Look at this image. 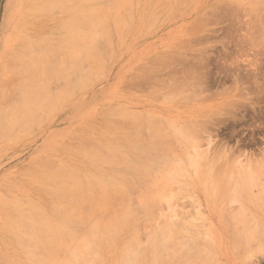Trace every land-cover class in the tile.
Here are the masks:
<instances>
[{
	"label": "bare ground",
	"instance_id": "6f19581e",
	"mask_svg": "<svg viewBox=\"0 0 264 264\" xmlns=\"http://www.w3.org/2000/svg\"><path fill=\"white\" fill-rule=\"evenodd\" d=\"M179 1L180 0H145V4L147 6H149L148 8L150 10L152 8V10H151L152 13L149 14V17L146 18L145 22H144L143 14H142L143 17L136 16V12L140 11V9L139 10L137 9L139 7L138 6L139 4L137 3V2H139L138 0H16L15 2H13V0H12L9 4V10H8V13H9L8 19L11 20V23H10L11 27L9 26V29H11L12 32H16L17 35L20 33L21 36H18L17 39H16L17 35H16V37L14 36L15 38L14 37H11V38L7 37L6 39H4L5 44H4V42H3V44L5 46L4 45L2 46V49L4 47V49L2 50L3 54H2V56L0 55V65L1 64L3 65L1 67L3 70L2 71L0 70L1 71L0 76L2 77V74H4V75L8 74V77L10 79L13 78V80L12 79L9 80V78H7V75L3 76L2 80H4V81L9 80V81H7V82L1 81V83H0V96H2L1 94L5 95L6 93H4V92L7 91V94L4 97L2 96L3 98H5L9 93L12 94V92L14 91V93L12 94L13 95L12 97L14 98L13 102L11 101V103L9 105H11L12 103L13 104L11 106L6 105V107L0 106V141L5 142L7 140L10 141V139H12L14 137L16 138V135H18L17 130H19L21 128L20 125H23L24 128L26 127V130H28L27 127H31V125L35 126L37 124L36 122L39 123V120H41L40 116L42 115L43 112H46L47 110L52 108L49 111V112H51L54 110L53 107H55V109L57 108L56 109V111H57L59 109L57 106L64 105L68 101H71L73 103L75 101L76 96L79 93L83 92V90H86V88H88L89 83H90L89 80L91 81V79H93V75H92V78L90 79L91 74H94V76L96 74L95 73L96 71L94 72L95 68L100 69V68H103L104 66L106 67L110 61L114 60L113 58L116 57L117 53L121 54V52L123 51L121 49H123L124 48L123 46H125V44L127 42H129L128 40H130V38L133 39L137 30L140 31L139 26L141 24H143V23L146 24L150 20H151V23H154L153 21H154V19L156 20V18H158L157 20H159V18H160V17H158L159 14L160 13L163 14L166 11H168L167 10L168 7L173 5V3H171V2L179 3ZM183 1L184 0H182V2ZM189 1H191V0H189ZM189 1H187V2H189ZM247 1L248 0H246V2ZM257 1H258L259 5L262 3V0H256V2ZM182 2H180L179 4H175V5H181ZM246 2L244 4H247V3L249 4V2H247V3ZM254 2H253V4L255 5ZM170 4H172V5H170ZM189 4L191 6L190 2H189ZM242 4H243V2H242ZM254 5L253 6L251 5V7H254ZM186 7H188L187 3H186ZM221 7H222L221 9H223V6H221ZM226 7H228V6H225V8H224L225 12H226V9H228ZM181 8H182V6H181ZM188 8H186V10ZM180 9H179V11H180ZM162 11H165V12H162ZM179 11H177V12H179ZM231 11L229 9V11H227V12H231ZM177 12L175 11L176 14H178ZM217 12H220V10H217ZM222 13H223V11H222ZM232 14H233V11H232ZM250 14H251V11H250ZM253 14H255V13H253ZM147 15H148V12H147ZM203 15H204V13H203ZM163 16H165V15H163ZM166 16H167V14H166ZM205 16H206V14H205ZM207 16L209 17V21H211L210 20L211 14H210V16H209V14ZM253 16H252V18H253ZM145 17H147V16L145 15ZM175 17H176V15L173 18H175ZM206 17H204V18L206 19ZM220 18H222V17H220ZM230 18L234 19L233 17H230ZM260 18L261 17H259V19ZM223 19H225V18H223ZM250 20H252V19H250ZM31 22H34V23L37 22L38 23L37 27L36 28L30 27ZM50 22H51V24L53 22V25L47 24ZM256 22L254 21V23H253V21H252L253 24H255ZM40 23H41V26L43 24H45V25H43V27H40V29H39L38 26ZM151 23H150V25H151ZM160 23H161V21H160ZM249 23L250 22H248V24ZM245 24H246V22H245ZM251 24H249L250 27L254 26ZM28 25H29V27H28ZM32 25H34V24H32ZM207 25H208V23H207ZM231 26H233V25H231ZM255 26H257V24ZM255 26H254V28H255L254 32H257V30H256L257 27H255ZM146 27H148V26L146 25ZM30 29H35V30H30ZM236 30H234V32ZM231 31H233V30H231ZM252 31L251 30L249 31V32H251L250 35L252 34ZM260 31H261V29H260ZM262 31H263V28H262ZM234 32H233V34H234ZM236 32H238V31H236ZM249 32H247V33H249ZM254 32H253V34H254ZM253 34H252V36H253ZM250 35L249 34L247 35V38L249 36V38H248L249 40L251 38ZM256 35H258V34H256ZM260 36H262V35L260 34L259 37ZM4 38H5V35H4ZM241 38H242V36H241ZM245 38L246 37L244 36L243 39L247 40V38L246 39ZM253 38L254 37L251 38L252 43H254ZM257 38H258V36H257ZM257 38H255V40ZM260 38H262V37H260ZM200 39H201V37H200ZM190 41L188 44H190ZM201 41H205V40H201ZM206 41H207V38H206ZM220 41H222V40H220ZM235 41H237V40H235ZM240 41L241 40H239L238 44L240 43ZM257 41H258V39H257ZM241 42H243V41H241ZM229 43H230V41H229ZM232 43H234V42H232ZM263 43L264 42H262V44ZM180 44H182V43H180ZM223 44H225V43H223ZM241 44H244V43H241ZM249 44H250V41H249ZM249 44L247 43V45H249ZM253 46L254 45L252 44V47ZM238 47H242V46L239 44ZM234 48H235V46H234ZM242 48L244 50V47H242ZM250 48H251V46H250ZM253 48H255V47H253ZM207 49H211V48H209V46H208V48H205V50H207ZM205 50L202 49V51H205ZM208 52L211 53V51H208ZM208 52L206 51L205 54L208 55L209 54ZM244 52H243V54H244ZM246 52H247V50H246ZM182 53L184 54V52H182ZM185 53H187V52H185ZM173 54H176V52ZM211 54H213V53H211ZM240 54H241V52H240ZM206 55H205V57H206ZM190 56H192V55H190ZM190 56L188 54V57H190ZM184 58H185V56H184ZM184 58L182 60H185L184 63H186L188 61V59H184ZM179 59H181V58H178V60ZM193 59H195V58H192L190 61H192V62L195 61ZM196 59H197V56H196ZM226 59L227 58H225L224 60H226ZM257 59L259 60V58H257ZM257 59L254 57V60H257ZM166 60H167V64L169 65L171 63V60H170V63H168V59H166ZM175 60H177V59H175ZM200 60H201V58H200ZM206 60H208V59H206ZM206 60L203 61V63H205ZM219 60H220V58H219ZM237 60H234V61H237ZM151 61H153V62L157 61L158 62L159 60H154V59L152 60V58H151ZM165 61H163V62H165ZM196 61H199V60L197 59ZM215 62L217 63V61H215ZM181 64H183V63H181ZM147 65H148V63H147ZM147 65H145V66H147ZM157 65H159V64H157ZM223 65L224 64H222V66ZM170 66H171V64H170ZM180 66L182 67V70H183L186 65L184 67H183V65H179V67H174V68H176V70H179L181 68ZM188 66H189V64H188ZM190 69H194L193 66ZM238 69H239V67H238ZM173 70H175V69H173ZM185 71H186L185 69L182 72L180 71L181 77L184 74V76L182 78L180 77L181 79H183L185 77V73H184ZM190 71H192V70H190ZM211 71H213V70H211ZM188 72H189V69H188ZM214 72H217V71H214ZM9 73L11 76L9 75ZM233 73H234V70H233ZM153 74H154V72H153ZM166 74H168L167 71H166ZM178 74L179 73H177V75ZM189 74H190V72H189ZM159 75H157V76H159ZM201 75H202V73H201ZM204 75H202L201 77L203 78ZM239 75H240V73L238 75L237 74L235 75V78L236 77H238V78H236V81H235L236 84H234V85H235V87H237V89L241 90V92L245 93V91H246V95H247V94H249V92H247L248 90H246V89L250 88L249 91H251L253 86L250 87V85L248 84V86H249L248 87L247 84H245L246 81L242 82V80H241L242 84H240V79H242V78L239 79ZM174 76H176V72H175ZM186 76H187V73H186ZM228 76H230V75H228ZM256 76H257V74H256ZM5 78H7V80ZM153 78L154 77H152V79ZM173 78H171V80ZM180 78L178 77V79H180ZM226 78H227V75H226L225 79ZM135 79H136V77H135ZM155 79L159 80L158 77ZM162 79H163V77H162ZM199 79H201V78H199ZM243 79H244V77H243ZM163 80L165 81V79H163ZM163 80L159 81V83L163 82ZM207 80H208V78H207ZM220 80L223 81V79H220ZM153 81L156 82L157 80H153ZM170 81H169V83H170ZM174 81H176V80H174ZM174 81H173V83H174ZM180 81H182V80H180ZM150 82L152 83V81H150ZM199 83H201L200 80H198L197 82H194V84H196V86L193 87L194 91L197 90V89L195 90V87L197 88ZM194 84L192 83L189 86H192ZM244 84H245V86H244ZM260 84H262V83H260ZM260 84H258V87L255 86L258 89V90L256 89L258 92L255 91V92H257V94H255V95H257V97H256L257 99H258V94H261L262 92H264V87H262L264 85L262 84V86H261ZM162 85H164V84L162 83ZM240 86L242 89L240 88ZM177 87L178 86H176V89H179V90L183 88V86L181 87V85L179 86V88H177ZM185 88H187V86H185ZM189 88L192 89V87H189ZM173 89H175V88H173ZM253 89H254V87H253ZM187 90L191 91L188 88H187ZM242 90H244V91H242ZM212 92H214V91H212ZM172 93H174V92H172ZM10 94H9V96H11ZM171 94H168V95H171ZM176 94H179V91H177ZM176 94L174 93V95H176ZM183 94L184 93H181L180 95H183ZM241 94L242 93H240V95ZM164 97H166V96H164ZM194 97L196 98L198 96L194 95L192 97L189 96V97H185V98L191 100L190 98L193 99ZM251 97H253V95ZM3 98H0V99H3ZM257 101H259V100H257ZM257 101H254L253 103L250 101L249 102L252 103L251 105L254 104V108H255V103H259ZM186 104H188V102L186 103V101H184L182 104L177 105V106H186ZM191 104H192V102H191ZM45 105L47 107L51 105L50 106L51 108L49 107L47 109V107L46 108L44 107ZM174 105H176V104H174ZM233 106L237 108V105L236 106L233 105ZM43 107L46 109V111H43L44 109L42 110ZM239 107H240V105H239ZM245 107H244V109H245ZM241 108H243V107H241ZM247 108H249V107L247 106ZM225 109H227V108H224V110ZM232 109H234V108L232 107ZM186 111H187V109H186ZM192 111L189 109L188 113L192 112ZM115 112L116 111H114V113ZM48 113H46V114L43 113V117L41 116L43 119L44 115H45V119H43V121H45L46 118H49ZM111 113L113 115L116 114V113L114 114L113 112H111ZM232 113H230V114L232 115ZM120 114L121 115L124 114L123 116L124 117L126 116L127 119L129 117L130 119H128V120L132 119V121H130L131 123L126 121V122L130 123L129 124L130 126L128 127V129L130 127L131 128L133 127L132 130L130 129V130H127V132H126L125 128H127V127L124 125L125 123L123 124L125 127H123V125L119 124V123H121L120 121L118 123L119 125L116 124V126H113L114 122L111 124V121L112 120L114 121V118L112 120L109 119L111 121H108L107 123H104V124L108 125V123L110 122V124L112 125V128L110 129L111 125L109 124L108 125L109 127H107L108 131L111 130V132H112L114 130L113 131L114 133H118V134L120 133L121 139L122 138L126 139L125 143H123L124 141H117V139L116 138L114 139L113 137H111L113 139H109V137H110L109 135H108L109 137L108 136H106V137L105 136H96L99 133L94 132L95 144H94V142H92L93 143L92 144V143H90L91 141L81 137L78 134V131L82 130V128L79 127V125H80V123H79V125H77L79 130H76L78 137L72 136L70 139L68 138L69 140H66L65 138H63L65 140H62V139H60L61 136H59L58 139L54 138V140H57V142L56 143H55V141L53 142L54 146H55L54 148H52L53 149V155L60 157L59 159L58 158L54 159L53 160L54 162H52L50 160L48 161L47 158H45L46 160H44V161H43V159H41L43 162L41 160H35L37 162L41 161L42 163L41 162H39V163L35 162L34 163V161H33V164H31V167H30V172H29L28 168H25L27 173H30L31 175H33L35 180L38 178L37 180L40 179V181L41 180L43 181L42 185L43 184L44 185L42 186L43 190L41 189L42 192L48 191V189L52 186L50 188L51 191L47 192V194H49L50 197L53 198V202L51 200H49V201H51V204L48 207L49 209H47V207H46V209L43 207H40L41 205H38L40 208L37 205L34 206L33 205L34 202L31 200V202H32L31 207L29 206L30 208H28V206H26L29 210L26 209L27 212L24 213L23 211H24L25 207L20 208L16 205H14V206L11 205V203H13V204L16 203V201L19 199L18 197L16 198L17 200L15 199V197L13 198V200L15 199L16 201H11L9 199L11 197H8L5 195H2L3 196L2 197L0 195V209H1L0 214L1 215L4 214L3 216L5 217V219H4L3 216H0V218L3 217V219L5 220V222L2 219L0 220V221H3V226L1 224L2 223L1 222L0 226H2V227H0V228L4 229V226H6L5 229L7 228V231L5 229H4L5 231L3 229L2 230L5 233L7 232L8 235H10V236L8 237V235L1 232V230H0V232L3 233L4 235H2L1 233H0V235H2L3 237L6 235L9 239L12 237L14 238V239L12 238V240H14V241H12L10 239L12 241L11 242L10 240L7 241L6 239H4L6 236L4 238L2 236H0V238L2 240L1 243L3 244L5 241H7V244L11 243V245H12V243L15 242L16 245L17 244L21 245L20 248H23V247H24V249L26 248L25 250L23 249L22 251H20L18 249L15 250L16 248L13 247V249H12L11 245L8 244L11 249H9L7 251L6 250L7 246L3 245L5 247V250H6V251H4V247L2 248V246H1L2 244L0 243L1 244L0 245V247H1L0 248V257H1L0 264H73V263L78 264L77 262H79L80 264H90V263H94L91 259L94 260V259L99 258L100 256L103 257V258H101V259H103L102 261L100 259V263L104 261L105 256H111V257H113V258H111V260L114 259L113 261L116 264H171V261H172L171 258H170V260H169L170 262H169L167 260L169 258H166V257H170V256L175 257V255H174L175 253L172 254L173 250L177 249V247L181 248V246H183L185 243L184 242L182 245V243L180 241V244H179V243H177L178 241L177 242H176V240L173 241V239H171L172 237L167 236V235H174L175 234V236H173L174 238L176 236H179L180 238L182 237L178 234L177 231H176L177 233L175 231H173V232H175L174 234L172 232L170 234H169V232H166L167 227L168 228L173 227V226H171V225H173L171 222L172 220L170 221V223H171L170 227L168 224L169 220L166 222V226H163V227H165V229H164L165 232L163 231V227H161L159 232L158 231L155 232L156 231L155 229L152 232L149 231L151 235L147 236V245L145 247H143L144 248L143 250L141 249V247H142L143 241L146 240V238H144V240H142V242L140 243V241H139L140 236H141L140 232L142 231V229L140 231L138 228V225H139V227L143 225V223L139 224L140 222H144V223L150 222L151 223V220L154 219L153 218L154 213H156V210L158 209L157 207H159L163 203L162 199H164V197H166L165 195H167V192L165 193V191H168L167 189L169 188V186L171 185V183L174 179L177 180L178 179L177 177L187 175V173H190L189 171L194 172L195 170H197V168L199 169V167H198L199 162L198 161L205 157V156H203L205 154L204 153L205 150L202 149V151H204V152H202L201 148H200L199 151L197 150V152L195 154H192V156H189L190 155L189 154L188 155L189 157L187 158V156L185 155L187 150L185 153H183L186 156V157H184L180 153L181 151L179 153L176 152L177 151L176 146L181 144L182 141L183 142L186 141L185 143L187 145V141H188L190 144L195 145V146H192L193 148L197 147L200 144L199 142H202L204 138L206 140V137H204L202 134L208 130L207 124H205V120H200L202 116L200 115L199 112L195 113V111L193 114H194V117L196 116L195 114H198L197 117H195L193 120H191V122H190V120L188 122L189 118H186V121H187V123L185 121L186 125L182 124L184 126H180V127L178 126L177 127V126H175V124H176V123H174L175 121H173V123H172V122H169V120H167L168 123L166 125L164 124V126L161 123V125L163 127H160V128H159L160 121L155 122L158 118L157 119L155 118V120H153L154 117H156V116L152 115L153 119L151 116V119H152L151 120L149 117L150 114L148 115V114L140 113L138 111L133 112V111L128 110V109L126 111H123V109H122L120 111V113H118V115H120ZM143 114L146 116H144ZM185 114L186 113H184V115ZM233 114H235V113H233ZM184 115H181V116H184ZM232 117H233V115H232ZM115 118L118 119L117 117H115ZM220 118H218V119H220ZM116 119H115V121H116ZM122 119H124V121H125V118H122ZM235 119H237V118H235ZM88 120H90V123H88L89 125L86 123V122H88ZM107 120H108V118H107ZM208 120H210V119H208ZM165 121H166V119L164 120V122ZM222 121H223V117H222L221 122ZM82 122H84V124L86 123L87 127H93V125H90V124H92L91 119H86V120L84 119V120H82ZM82 122H81V125H83ZM116 122H118V120ZM122 122H123V120H122ZM177 122L179 123V121H177ZM146 123H147V125H149L151 127V131H152V132H150L151 135L153 137H154V135H156L155 139L157 138L156 140H160V141L155 142L156 145L160 142L158 145L159 147L154 145V144L152 145V143H154L155 139L150 141V142L148 141L149 142L148 144H145L146 141L145 142L143 141L145 136L150 138L149 136H147L149 133H146L147 135H145V136L143 134L145 131L144 125ZM156 123H157V125H156ZM208 123H210V122H208ZM152 124H153V126H152ZM216 125H217V123H216ZM18 126L20 128H18ZM34 126H32V127H34ZM86 126L84 125L83 128H87ZM37 127H38V125H37ZM100 127H102V126H99V128ZM150 127H149V129H150ZM102 129L100 130V132L102 131L103 135H105V133H104L105 127H104V130H102ZM95 130L98 131V126L95 128ZM135 130H137V131H135ZM14 131L16 134L14 133ZM28 131H26V133ZM86 131L89 132V133L88 132H86V133L91 135V132L89 130H86ZM115 131H117V132H115ZM131 131H133V132L134 131L135 132H142L143 131V133H141V135H140V133H136V135H135L134 134L135 132L133 133ZM210 131H211L210 133H212V130H210ZM105 132H107V131H105ZM128 132L131 134H129ZM208 132L209 131H207V133ZM22 133L23 132H21V133L19 132V134H22ZM81 133H84V132L81 131ZM95 133H97V134H95ZM107 134H108V132H107ZM137 135H139V136H137ZM158 135L160 136L159 139H158ZM117 136H119V135H117ZM62 137H64V136H62ZM202 137H204V138L202 139ZM142 138H143V140H141ZM208 138H209V136H208ZM210 139H211V137L209 138V140ZM83 140H85V141H83ZM213 140H215V139H213ZM207 142H208V140H207ZM209 142H212V141L210 140ZM150 143H151V145H150ZM210 144H212V143H210ZM208 145H209V143H208ZM200 146L203 147L204 145H200ZM217 146H219V145H217ZM211 147H213V146H211ZM185 148H186V146H185ZM66 149H68V151H70V152L74 151L72 154L75 155V157L77 156V158H76L77 161L78 160H81L83 162L85 161L84 163H86L88 165V167H85L84 163H82L83 166L80 165L81 163H79V161L77 163L79 165L75 164L76 162L72 164V162H74L73 160H75V159L72 160L71 157H68L69 159L67 157H66V159H63V154H65ZM180 150H182V149H180ZM207 150H209V149H207ZM183 151H185L184 148H183ZM69 153H67V154H69ZM66 156H68V155H66ZM217 156H220V155H217ZM223 156H224V154L222 155V157ZM206 157H207V155H206ZM183 159H185L186 163L188 160V162H189L188 168H190V169L185 167ZM67 160H72V161L69 162ZM223 161L225 162V160H223ZM240 162H242V161H240ZM237 163H239V162H237ZM245 163H247V162H245ZM253 163H252V165H253ZM255 163H257V162H255ZM234 164H236V162ZM242 164H243V162H242ZM221 165L224 166V164H221ZM246 165L248 167H250V165H248V164H246ZM210 166H213V164ZM254 166L256 167L255 164L253 165V167ZM263 166L264 165H262V168H264ZM248 167H246V168H248ZM211 168H213V167H211ZM259 168H261V166L256 167L257 170H259ZM221 169H224V168H221ZM129 170L135 171V173H137V175H132V174L128 173ZM186 170H188V171H186ZM243 170H245V169H243ZM257 170H255V172H257ZM26 171H24V172H26ZM51 172H53L54 174L51 175L50 174ZM237 172H238V170H237ZM27 173L25 175H27V178H28ZM204 173L203 174L206 175V172H204ZM227 173H228V170H227ZM238 173H236V177H237ZM240 173L241 174L245 173V176H247L245 171L243 173L241 171ZM240 173H239V175H240ZM248 173H251V172H248ZM257 173H259V172H257ZM203 174H200V175H203ZM31 175H29V176H31ZM55 175L61 176L63 178V180L62 181H60L61 179L58 180V178ZM233 175L234 174H232V176ZM228 176H230V175H228ZM210 177H211V171H210ZM239 177L241 178V175ZM240 178H239V180H240ZM176 180H175V183H176ZM239 180L237 182L235 181V183H238V184H235V186H234L235 188L237 187L236 191H239V189L241 190L242 187L246 188L249 186V184H246V183L243 184L242 178L240 181L242 184L239 182ZM225 181L227 182L228 180L225 178ZM181 182H183V181H178L177 183L179 184ZM222 182H220L221 183L220 185L217 184L218 186L217 185L214 186V187L218 188V190L216 192L214 191L217 194H213V196H215V198L209 200L210 204L212 203L213 206H215V205L219 206L220 205V199L222 197H224L225 195H227V197H228L227 189L228 188L231 189V187H232V185L229 186V184H227L228 182L227 183L224 182V179L222 180ZM232 184H234V183H232ZM250 184H251V186L255 185L252 182ZM173 185L174 184H172L171 186H173ZM184 185L185 184L183 183V187H185ZM39 187L41 188V186H39ZM174 187H175V185H174ZM130 188H135V190L132 189L129 193H127L130 190ZM229 189H228V191H229ZM171 190H173V192H176V191H174V189H171ZM132 191L135 193V196H133L131 194ZM173 192H172V195H173ZM256 197H258V196H256ZM259 197L261 198L262 195H259ZM23 199L24 198H22V202H23ZM165 200H167V198H165ZM260 200H262V199H260ZM37 203H38V201H37ZM9 204L13 208L15 206L16 207L14 209H9V207H8ZM46 204H47V202H46ZM164 204L165 203H163V206H164ZM18 205L21 206L20 203ZM32 206L35 207L36 209H34ZM218 206H217L218 219L220 220V222L227 223V227L229 228L227 230H228V232H229V230L231 231L230 236H228L230 238V239L228 238V241H229V243H228L229 244L228 254L229 255L235 256V253H237L238 251L241 252L242 249H243V252L247 251L246 249H249L250 246H253L249 242L250 240H252V242H254L255 240L253 241V239H256V238L259 241H262V239H264V214L257 218L258 224L255 221L256 225L255 226L253 225L254 227H252V224L254 222L253 220H255V219L253 217L252 218L253 222L250 221V223L252 222V224H249V221L245 222V220L249 219V217H245V216H247L246 211L244 214L245 220L243 221V217L242 218L239 217V215H236L237 213L234 214L236 216H233L232 214L229 213L230 211H228V210H227V212L230 215L227 217V215L224 213V212H226V210L223 212V211H221V209L223 210V207L220 209V206L219 207ZM21 207H23V206H21ZM162 207H160V208H162ZM3 208L9 209V210L5 211L6 209L4 210ZM154 209H156V210H154ZM225 209H226V207H225ZM251 209H253V208H251ZM28 211L31 212L32 214L31 213H29L30 215L27 214ZM221 212H223V213H221ZM240 213L238 212V214H240ZM253 214H255V213H253ZM23 215H25V216L27 215V216L25 217ZM240 215L242 216L243 214H240ZM22 216L24 218L28 217V220L22 218ZM231 216H233V218ZM256 216H257V214H256ZM230 217L232 220L235 218L233 220L234 223H231L229 221L230 219H228V218H230ZM236 218H237L238 222H235ZM246 218H248V219H246ZM25 221L27 223H25ZM23 222H24V224H23ZM244 222L247 224L244 225ZM260 222L262 223V226H261V224L259 226ZM4 224H6V225H4ZM22 224L27 225V226L29 225L30 228L27 227L28 228L27 232H29L30 235H28L29 233L27 235L24 234L25 232H22L23 230L21 231V229L23 228ZM146 224H148V223H146ZM146 224H145V227H147ZM167 224H168V226H167ZM174 224H178V223H174ZM182 224L183 223H181V225ZM19 226H21V227H19ZM257 226L260 228L262 227V228L260 229ZM145 227L142 226L140 228L144 229ZM182 227L184 228L185 226L183 225ZM18 228H21L20 231L22 233L19 231ZM9 229H10V231H8ZM144 231H146V230L144 229ZM149 232L146 231V234H145V232H143V233L145 235H147V233H149ZM193 232H195V230ZM163 234H165V235L167 234V235L164 236ZM176 234H178V235H176ZM227 234L229 235V233H227ZM212 236H213V234H212ZM144 237H146V236H144ZM163 237H165V238L163 239ZM194 237H196V236H194ZM197 237H198V235H197ZM204 237H206V236L204 235ZM242 237H244L246 239V241ZM141 238H142V236H141ZM247 238H248V240H247ZM184 240H186V239L184 238ZM247 242H249V244H250V245L249 244L246 245L248 248L246 246L244 247V245ZM15 243L13 245H15ZM139 243L141 244L140 249H139V246H140ZM5 244H6V242H5ZM138 244H139V246H138ZM144 244H145V242H144ZM178 244H179V246H177ZM198 244H202V243H198ZM22 245H24V246H22ZM193 246H195V245H191L188 248L189 249L193 248ZM201 247H202V245H201ZM194 248L197 249L196 251L198 254L195 252L194 255L199 256L198 261H199V259L201 260L202 255H204V254H206V255H204L205 257L202 258V260L204 262H206V260L207 261L212 260L211 257L214 255L213 254L214 249H211V248H213V247H211V248L207 247V249H208L207 252L199 249L200 248L199 246H195ZM181 249H180V251H181ZM184 250H185V252H184ZM184 250L181 252L178 250L181 253V255L179 254V252H177L176 253L177 259L178 258L182 259L183 256L187 253V251H190L188 249H184ZM199 250H201L203 252H201ZM9 251L10 252L12 251V252L10 253ZM176 251L174 250V252H176ZM215 251H216V249H215ZM235 251H237V252H235ZM170 254H172V255H170ZM192 254H193V252H192ZM192 254L189 252L188 255L191 256ZM168 255H170V256H168ZM214 256H216V255H214ZM214 256H213V258H215ZM236 256H237V258H239L238 257L239 254H237ZM184 257H188V256L185 255ZM191 258H194L197 261V259L195 257L192 256ZM191 258L189 257L188 259L190 260ZM177 259L175 261L176 262L179 261V263L175 262V264H183V263H181L182 261H184V264L190 263L189 261H186V258H185V260L183 258L182 261H181V259H179L177 261ZM244 259H246V258H244ZM72 260L74 262H72ZM97 260H99V259H97ZM191 260H193V259H191ZM195 260L193 262H191L190 264H198L197 262H195ZM247 260L248 259H246L245 261H247ZM69 262H72V263H69ZM172 263H173V261H172ZM215 263H218V262L215 261ZM105 264H106V262H105ZM206 264H209V263L207 262Z\"/></svg>",
	"mask_w": 264,
	"mask_h": 264
},
{
	"label": "rangeland",
	"instance_id": "374dc122",
	"mask_svg": "<svg viewBox=\"0 0 264 264\" xmlns=\"http://www.w3.org/2000/svg\"><path fill=\"white\" fill-rule=\"evenodd\" d=\"M11 1L12 0H0V55L1 56L3 54L2 50L4 49V47L2 49V46L5 44L4 39H6L7 37H9V38L14 37V36L16 37V35H17L16 32H12L11 29H9L11 20L8 19V17H9L8 10H9V4ZM15 1L16 0H13V2H15ZM138 1L139 2H137V3L139 4L138 5L139 7L137 9L138 10L140 9V11L136 12V16H141V17L144 16V22H145V19L149 17L150 13H152V11H151L152 8H151V10L148 8L149 6H147L145 4V0H138ZM187 1H189V0H184L183 2H182V0H180L179 3L180 2L183 3V4L181 3V5H175V4H179V3L171 2V3H173V5L170 4L172 6L168 7V9H167L168 11H166V12L162 11V12H165L167 14V16L165 13H163V14L160 13L161 15L159 14V16H158V17H160L159 20H157L158 18H156V20L154 19V21H153L154 23H151V20H150L146 24L143 23L144 25L141 24L139 26L140 31L137 30V32L134 35L135 38L134 37H133V39L130 38V40L132 42L130 40H128L129 42H127L125 44V46H123L124 48L121 49L123 51L122 52L120 51L121 54L117 53L116 57L113 58L114 60L110 61L106 67L104 66L105 68L99 67L100 69H98V68L94 69V72L96 71L95 72L96 74H95V76H94V74H91L90 79L92 78V75H93V79H91V81L89 80L90 83H89L88 88H86V90H83V92L79 93L78 94L79 96L78 95L76 96L75 101L73 103L71 101H68L64 105L57 106L59 108L57 111H56L57 108L55 109V107H53L54 110L51 112H49L52 109L50 107L51 105L48 107L45 105L44 106L45 108L46 107H47V109L49 107L51 108L47 111L44 107L42 108V110L44 109L43 111H46V112H43L44 114H46L48 112L50 113V114L48 113L49 118H46V120L43 121V119H45V115H44V118L42 119V117H43V113H42V115H41L42 117L40 116V119L43 122L41 120H39V123L36 122L37 124L35 123L36 124L35 126L31 125V127H27V129L29 131L26 130V127L24 128L23 125H20L21 128L18 126V128H20V129L19 130H17L18 128L16 129L18 131V135H16V138L14 137V138L10 139V141L7 140L5 142L0 141V195L1 196L5 195L8 197H11L12 199L9 198L11 201H16L17 200L16 198L18 197L20 200L18 199L17 201L23 207L19 206L18 205L19 203L17 201H16L17 204L11 203V205H13V206L16 205L20 208L25 207V209L23 211L24 213L27 212L26 209L31 207V204H32L31 200L34 202V204H33L34 206L35 205H37V206L41 205L40 207H43L45 209L47 207V209H49L48 207L50 206L51 201L53 202V198L50 197V195L47 194V192L51 191L50 188L52 186L51 187L49 186L50 188L48 187L50 190L48 189V191L42 192V190H43L42 186L44 185V184L42 185L43 181L42 180L40 181V179L37 180L38 178L35 180L33 175H31L30 173H27L25 168H28L29 172H30V167H31V164H33V161H34V163L37 162L35 160L43 159V161H44V160H46L45 158H47L48 161L50 160V161L54 162L53 161L54 159H56V158L59 159L60 157L53 155V149L52 148L55 147L53 142L54 141H55V143L57 142V140H54V138L58 139L59 136H61L60 139L69 140L72 136L78 137L76 130H79V128L77 127V125H79V123L81 125V122L84 119L85 120L91 119L92 124H90V125H93V127H87L86 126L88 123H90V120H88V122H86L87 124L86 123L84 124V122H82L83 125H81V126L79 125V127L82 128V130H79L78 134L81 137L91 141L90 143L94 142V144H95L94 132L99 133L96 136H105L106 137L109 135L110 136V137L108 136L109 139H113V138L115 139L116 138L117 141H124L123 143H125L126 139H124V138L121 139L120 133L119 134L114 133L113 132L114 130L112 132H111V130L108 131L107 127H109L108 125L110 124V122L108 123V125L104 124V123H107L108 121H111L114 118V121L113 120L111 121V124L114 122L113 126H116V124L117 125H119V124L123 125L125 123L124 125L127 128H125L126 130L125 129L124 130L126 132H127V130H130V129L132 130L133 127L132 128L130 127L128 129V127L130 126L129 124L131 123L130 121H132V119L128 120L130 118L128 117V119H127L126 116L125 117L123 116L124 114L118 115V113H120V111L122 109H123V111H126L128 109V110H131L133 112L138 111L140 113H144V114H148V115L150 114V116H149L150 119H151L152 115L156 116V117H154V119L152 116L153 120H155V118L156 119L160 118L159 120L157 119L155 121V122L160 121L159 128L163 127L164 124L166 125L168 123L167 120H169V122H172V123H173V121H175L174 123H176L175 126H177V127L178 126L179 127L184 126L187 123L186 118H189L188 122H189V120L191 122V120H193L198 115V114H195L196 116L194 117V114H193L194 111H195V113L199 112L200 115L202 116L200 120H205V124H207V127H208L207 131H209L208 133H207V131L203 134L201 133L204 137H206V140L204 137H202V139L204 138L203 141L205 143L201 140L202 142H199L200 143L198 145L199 147L197 146L198 148L197 147L193 148L192 146H195V145L190 144L188 141H187V145L185 143L186 141L185 142L182 141L183 143L180 141L182 145L179 144L180 145L179 146L177 144L178 146H176V148H177L176 152L179 153L181 151L180 153L184 157L187 156V158L189 156H192V154H195L197 152V150L199 151L200 148H201V151H202V149L205 150V152L202 151L205 153L203 155L205 157L198 161L199 162V164H198L199 169L197 168L198 171L197 170H195L194 172L189 171L190 173H187L188 176L187 175L179 176V177H177L179 180L174 179L172 181L171 185L174 184L175 187H174V185L173 186L170 185L169 188L167 189L168 191H165V193L167 192V195H165L166 197H164V199H162L163 203H165L166 205L164 204V206H163V203H162L161 205L159 204L160 206L157 207L158 209L156 208L158 211L156 209H154V210H156V213H154V217H153L154 219L151 220V223L146 222L149 225L144 223V222H140L139 224L143 223L142 226H144V227L146 224L147 227H145L144 229L147 232H149V231L152 232L154 229L156 230L155 232H157V231L159 232L161 227L166 226V222L168 220H169L168 224L170 227V224H171L170 221L172 220L171 222L173 225H171V226H173L172 227L173 229L171 227L170 228L167 227L166 232H169V234L172 232L174 234L177 231L178 234L182 237L180 238L179 236H176L174 238L173 236H175V234L174 235H167L166 234V235L168 237H172L171 239H173V241H175V240H176V242L178 241L177 243H179V244H180V241H181L182 245L185 242L184 245L181 246V248L183 250L188 249L190 251H187V253L185 254L188 257H184L185 256L184 255L183 258H184V260L186 258V261H189L190 263L195 260L194 258H191L193 256L197 259V261L195 260V262H197L198 264H204V263L206 264L207 262L209 264H264V239H262V241H259L257 238L256 239L258 241L256 239H253V241L255 240L256 242L255 241L252 242V240H250L249 242L253 246H250L249 249H246L247 251L243 252V249L241 252L238 251L239 253L237 251H235V252H237V253H235V256L234 255L231 256L228 254V249H229V244H228L229 243V241H228L229 237L228 236H230L231 231L229 230V232H228L227 229H229V228L227 227V223L220 222V220L218 219V213H217L218 212V209H217L218 205L213 206V204L212 203L210 204V202H209L210 199L215 198V196H213V194H217L215 192L218 190V188L214 187V186L217 184L220 185L221 184L220 182H222L223 179H224V182H226L225 181V178H226L228 180L227 181L228 183L227 182L226 183L229 184V186L232 185L231 189L233 191L228 188L229 186L227 187L229 189V191L230 190L231 191L229 192L227 189L228 197H227V195H225L226 197L225 196L222 197L220 199V205L219 206H220V209L223 207V210L221 209V211L224 212L226 210V212H224V213L227 215V217L230 214H232L233 216L239 215V217H241V218L243 217V221L245 220L244 219L245 217H249V219L246 218L248 220H245V222L249 221V224H252V222L254 221L252 224V227H254L256 225L255 221L258 224L257 218L264 214V168H262V165H264V92H262L261 94H258V99L256 98L257 95H255L258 92L257 91L258 89L255 86L258 87V84H260V83H262L264 85V43L262 44V42H264V38H263L264 37V25H263L264 24V2H263L264 0H262V3L260 2L261 3L260 5L258 4V1L256 2V0H252L253 2L255 1L254 2L255 5L253 4V2L251 0L250 1L252 3L249 0L247 1V2H249V4L246 2V0H244V1L243 0H191L192 2L189 1L191 3V6H190L189 2H187ZM242 2H243V4H242ZM245 2L247 4H244ZM186 3L188 4L189 8L186 7ZM224 5L228 6V7H226V8H228V9H226V12L224 9L225 8ZM251 5L252 6L254 5V7H251ZM181 6H182V8H181ZM221 6H223V9H221L222 8ZM186 8H188V9L186 10ZM179 9L181 12L179 11ZM229 9H230V11L231 10L233 11V14H232V11L227 12V11H229ZM217 10H220V12H217ZM175 11L176 12L179 11L180 13L177 12L178 14H176ZM222 11L224 14L222 13ZM250 11H251L252 15L250 14ZM147 12H148V15H147ZM203 13H204V15H203ZM253 13H255L256 15ZM142 14H143V16H142ZM205 14H206V16L208 14L210 16V14H211V17H210L211 21H209V17L207 16L208 17L207 18L205 16ZM145 15L147 17H145ZM163 15H165V16H163ZM175 15H176V17L173 18ZM203 16L206 17V19ZM252 16H253V18H252ZM220 17H222V18H220ZM230 17H233L234 19H232ZM259 17H261L260 18L261 20L259 19ZM223 18H225V19H223ZM249 18L252 20H250ZM201 19L202 20L204 19V20L202 21ZM160 21H161V23H160ZM252 21H253V23H254V21L255 22L257 21V22L255 24H253ZM149 22L151 23V25ZM245 22H246V24H245ZM248 22H250L249 24L252 23L251 25H254V26L257 24V26H255V27H257L256 30L258 33L254 32L255 31L254 26H251L252 27L251 28L249 26ZM35 23L31 22L30 27L36 28L38 23L37 22H35ZM207 23H208V25H207ZM32 24H34V25H32ZM47 24L53 25V22H52V24H51V22L47 23ZM43 25H45V24H43ZM43 25L41 26V23H40L38 26L39 29H40V27H43ZM146 25L148 27H146ZM231 25H233V26H231ZM28 27H29V25H28ZM247 28L248 29L250 28V29L248 30ZM262 28H263V31H262ZM230 29L233 31H231ZM260 29H261V31H260ZM30 30H35V29H30ZM234 30H236L238 32H236V31L234 32ZM250 30L251 31L253 30L252 34L254 32L253 36H252V34L250 35V33H251V32H249ZM233 32H234V34H233ZM247 32H249V33H247ZM246 34L247 35L249 34L251 38L254 37L253 38L254 43H252L251 38H250V40L248 39L249 36L247 38ZM256 34H258V35H256ZM260 34L262 35V36H260L262 38L259 37ZM4 35H5V38H4ZM243 35L247 38V40L243 39L244 38ZM18 36H21V34L19 33L17 35L16 39L18 38ZM241 36H242V38H241ZM257 36H258V38H257ZM200 37H201V39H200ZM202 37L203 38L205 37V38L203 39ZM206 38H207V41H206ZM255 38H257L258 41H257V39L255 40ZM238 39L243 41V42L240 41L239 44L242 47H244V50L242 47H238V45H239ZM201 40H205V41H201ZM220 40H222V41H220ZM235 40H237V41H235ZM248 40L250 41V44H249ZM189 41H190V44H188ZM229 41L232 45L229 43ZM3 42H4V44H3ZM232 42H234V43H232ZM180 43H182V44H180ZM223 43H225V44H223ZM241 43H244V44H241ZM247 43L249 45H247ZM252 44L254 45L253 47H255V48L252 47ZM208 46L211 49L205 50V48H208ZM234 46H235V48H234ZM250 46H251V48H250ZM202 49H204L205 51H202ZM245 49L247 50V52ZM206 51L207 52L211 51V53H213L216 57L213 54H211L210 52H208L210 55L208 53H207L208 55H206L205 54ZM172 52L173 53L176 52V54H173ZM182 52H184V54ZM185 52H187V53H185ZM240 52H241V54H240ZM243 52H244V54H243ZM188 54H189V56L190 55H192V56L188 57ZM205 55H206V57H205ZM184 56H185V58H184ZM196 56H197V59L199 61H196L197 60ZM254 57L256 59L259 58V60L258 59L254 60ZM151 58H152V60L153 59L159 60L158 61L159 63L157 61H155V62L151 61ZM165 58L168 59V63H170V60H171V63H170L171 66H170V64L169 65L167 64V60ZM178 58H181V59H179L180 61L178 60ZM183 58L188 59V61L186 60L187 62L184 63L185 60H182ZM192 58H195V59H193L195 61H193V62L190 61ZM200 58H201V60H200ZM205 58L208 60H206ZM219 58H220V60H219ZM225 58H227V59L224 60ZM175 59H177V60H175ZM205 60H206V62L203 63V61H205ZM214 60L217 61V63ZM234 60H237L238 62L234 61ZM163 61H165L166 63ZM146 62L148 63V65ZM150 63L151 64L153 63V64L151 65ZM181 63H183V64H181ZM157 64H159V65H157ZM188 64H189V66H188ZM222 64H224L223 66L226 69L222 66ZM145 65H147V66H145ZM179 65H183V67L185 65L187 66V67L186 66L184 67V69L187 71V72L186 71L184 72L185 73V77H184L185 79L183 78L184 80L181 79L184 76V74L182 75V77L180 74L182 71H184V69L182 70L181 66H180L181 67L180 69L178 68L179 70H176V68H174V67H179ZM207 65L208 66L210 65V66L208 67ZM2 66L3 65L1 64L0 65L1 71L3 70L1 68ZM154 66L155 67L157 66V67L155 68ZM192 66L194 69H190V68H192ZM238 67H239V69H238ZM172 68L175 70H173ZM188 69H189L190 74L188 72ZM190 70H192V71H190ZM211 70H213V71H211ZM233 70H234L235 74L233 73ZM1 71H0V73H1ZM166 71L168 72V74H166ZM214 71H217V72H214ZM153 72H154V74H153ZM175 72H176L177 77L174 76ZM177 73H179V74L177 75ZM186 73H187V76H186ZM201 73H202V75L205 74L203 76V78L201 77L202 76ZM239 73H240L239 79L242 78V79H240V84H242L241 80H242V82L246 81L245 84H247V86L249 84L250 87L253 86L255 89L254 90L253 87H252L251 91H249L250 88L246 89V90H248L247 92H249V94H247V95H246V91H245V93H243V92H241V90L237 89V87H235V85H234V84H236L235 83L236 78H238V77L235 78V75L236 74L238 75ZM256 74H257V76H256ZM5 75H7V78H9L8 74H5ZM5 75L2 74V77L0 76V83H1V81L7 82L11 79L13 80V78H11V79L9 78V80H7V78H5L7 81L2 80L3 76H5ZM9 75H10V73H9ZM157 75H159L160 77ZM226 75H227V78L225 79ZM228 75H230V76H228ZM135 77H136V79H135ZM152 77H154V78L152 79ZM157 77L159 78V80L155 79ZM162 77H163V79H165V81L162 79ZM178 77L179 78L181 77V78L178 79ZM243 77H244V79H243ZM171 78H173L172 79L173 81L174 80H176V81H174V83H173ZM199 78H201V79H199ZM207 78H208V80H207ZM197 79L200 80L201 83L198 84L197 88L195 87V90L196 89L197 90L194 91L193 87L196 86V84H194V82H197L198 81ZM220 79H223V81H221ZM153 80H157L156 81L157 83ZM162 80H163V82L159 83V81H162ZM180 80H182V81H180ZM150 81H152V83ZM169 81H170V83H169ZM162 83L164 85H162ZM192 83L194 85L189 86ZM179 84L181 85V87L183 86V88L180 90L176 89V86H178L177 88H179V86H180ZM245 84H244V86H245ZM262 84H260V85L262 86ZM185 86H187V88L191 91H188L187 88H185ZM188 86L192 87V89L189 88ZM202 87L203 88L205 87L204 88L205 90ZM262 87H264V86H262ZM173 88H175V89H173ZM240 88H241V86H240ZM177 91H179V94H176ZM212 91H214V92H212ZM242 91H244V90H242ZM255 91H257V92H255ZM172 92H174L176 95H174V93H172ZM239 92L242 93L243 95L242 94L240 95ZM4 93L7 94V91ZM13 93H14V91L12 92V94ZM181 93H184V94L180 95ZM9 94L5 98H3L5 95L1 94L3 97L0 96V98H3V99H0V106L6 107V105L8 106L11 103V101L13 102V99H14L12 97L13 95L10 94L11 96H9ZM168 94H171V95H168ZM194 95L198 96V97H196V98L194 97L193 99L190 98L191 100L185 98V97H189V96L192 97ZM252 95H253V97H251ZM164 96H166V97H164ZM256 99L259 101H257ZM184 101H186V103L188 102V104H186V106H177V105L182 104ZM249 101L252 103L254 101H257L259 103H255V108H254V104L251 105L252 103H250ZM191 102H192V104H191ZM174 104H176V105H174ZM11 105H9V106H11ZM233 105H235V106L237 105V108L234 107ZM239 105H240V107H239ZM247 106L249 108H247ZM187 107L191 111L193 110L192 111L193 113L192 112L188 113L189 109ZM232 107L234 109H232ZM241 107H243V108H241ZM244 107H245V109H244ZM224 108H227V109H225L226 111L224 110ZM186 109H187V111H186ZM114 111H116L115 113L117 115L114 113ZM231 111L235 114H233ZM111 112H113L115 115H113ZM184 113H186L185 114L186 116L184 115ZM230 113H232L233 117ZM180 114L184 115V116H181ZM144 116H146V115H144ZM115 117H117L118 119H116ZM222 117H223V121L221 122ZM107 118H108V120H107ZM122 118H125V121ZM218 118H220V119H218ZM235 118H237V119H235ZM109 119H111V120H109ZM115 119H116V121L118 120V122H116ZM121 119L123 120V122ZM165 119L167 122L166 121L164 122ZM208 119H210L211 121ZM119 121L121 123H119ZM126 121H128L130 123H128ZM177 121H179V123ZM185 121H186V123H185ZM208 122H210V123H208ZM161 123L163 126L161 125ZM216 123H217V125H216ZM182 124H184V125H182ZM37 125H38V127H37ZM84 125L87 128H83ZM124 125H123V127H125ZM156 125H157V123H156ZM32 126H34V127H32ZM97 126H98V131H96L97 129L95 130V128ZM99 126H102V127H100L101 129L103 128L102 130H104V127H105V130H104L105 135H103L102 131L100 132L101 129L99 128ZM152 126H153V124H152ZM149 127L150 126L147 125V123H146L144 125V129H145L144 133H143V131L142 132H135L137 130L134 131L135 133L133 131H131V132H133L135 135H136V133H140V135H141V133H143L144 136L147 135L146 133H149L151 135L150 132H152V131H151V127H150V129H149ZM111 128H112V125L110 126V129ZM85 129L89 130L91 132V135L88 134L89 132L86 131ZM210 130H212V133H210L211 132ZM15 131H14V133H15ZM26 131H28V132L26 133ZM81 131H83L84 133H81ZM105 131H107L108 134ZM19 132L20 133L23 132V133L19 134ZM86 132H88V133H86ZM115 132H117V131H115ZM97 133H95V134H97ZM129 134H131V133H129ZM149 134L147 136H149L150 138L145 136V138L143 137L144 140H143V138L141 139L144 142L146 141L145 144H148L150 141L155 139L156 135H154L152 133L154 135V137L152 135H151L152 136L151 137ZM117 135H119V136H117ZM62 136H64V137H62ZM137 136H139V135H137ZM208 136H209V138L211 137L210 140L212 142H209L210 140H209ZM111 137H113V138H111ZM63 138H65V139H63ZM159 138H160V136L158 135V139ZM156 139H155L154 143H152V145L153 144L156 145L155 142L160 141V140H156ZM213 139H215V140H213ZM207 140H208V142H207ZM83 141H85V140H83ZM159 143L156 146H158ZM208 143H209V145H208ZM210 143H212V144H210ZM150 145H151V143H150ZM200 145H204V146L201 147ZM217 145H219V146H217ZM185 146H186V148H185ZM211 146H213V147H211ZM183 148L185 151H183ZM180 149H182V150H180ZM207 149H209V150H207ZM186 150H187V152H186ZM66 152L69 153L70 151H68V149H66ZM66 152H65V154H63V159H66V157L67 158L71 157L72 160L75 159V160H73L74 162H72V164L75 162H76L75 164H77L79 161V163H81L80 165H82V163L85 162V161L83 162L81 160L77 161V159H76L77 156L75 157V155L72 154L74 151L70 152L69 154H67ZM183 153H185L186 156ZM223 154H224V156L222 157ZM66 155H68V156H66ZM206 155H207V157H206ZM217 155H220V156H217ZM72 160H67V161L71 162ZM183 160H184L183 162L185 164V167L188 168L189 167L188 160H187V163H186L185 159H183ZM223 160H225V162ZM41 161H38L37 163H39ZM240 161H242L243 164ZM235 162H236V164H234ZM237 162H239V163H237ZM245 162H247V163H245ZM255 162H257V163H255ZM220 163L224 164L225 167L223 165H221ZM252 163H253V165L255 164L256 167L261 166V168H259V170H257L258 168L256 169L255 166H254L255 167L254 168ZM209 164L210 165L213 164V166H210ZM246 164L250 165V167H248ZM77 165H79V164H77ZM84 165H85V167H88V165L86 163H84ZM211 167H213V168H211ZM246 167H248V168H246ZM221 168H224V169H221ZM242 168L245 170H243ZM188 169H190V168H188ZM227 170H228V173H227ZM237 170L239 173L241 171H242V173L244 171L246 172L247 176H245V173H243L244 175L240 173V175H241L243 184L244 183L249 184L248 187H246V188L242 187L241 190L239 189V191H236L237 187L236 188L234 187L235 184H238V183H235V181L237 182L240 178L239 177L240 175L237 172ZM255 170H257V172H259V173L255 172ZM24 171H26V172H24ZM186 171H188V170H186ZM210 171H211V177H210ZM204 172H206V175H204L205 174ZM248 172H251L252 174L248 173ZM26 173L28 174V178H27V175H25ZM128 173H130L132 175H137V173H135V171H131V170H129ZM236 173H238L237 177H236ZM50 174L53 175L54 173L51 172ZM200 174H203V175H200ZM232 174H234V175L232 176ZM29 175H31L32 177ZM228 175H230V176H228ZM55 176L58 178V180L59 179H61L60 181L63 180V178L61 176H59V175L58 176L55 175ZM241 178H240L239 182L241 181ZM175 180H176V183L178 181H183V182L179 183L180 184L179 185L178 183L177 184L175 183ZM251 182L255 185L251 186V184H250ZM183 183L185 184L184 185L185 187H183ZM232 183H234V184H232ZM39 186H41V188ZM132 189L135 190V188H130V190L127 193H129ZM171 189H174V191H176L177 193L173 192V190H171ZM172 192H173V195H172ZM133 193L134 192L132 191L131 194L133 196H135V193L134 194ZM259 195H262V197L260 198ZM256 196H258V197H256ZM14 197L16 200L15 199L13 200ZM22 198H24L23 202H22ZM165 198H167V200H165ZM260 199H262V200H260ZM49 200H51V201H49ZM37 201H38V203L39 202L40 203L38 204ZM46 202H47V204H46ZM11 205L9 204V206H8L9 209H14L16 207L15 206L13 208ZM26 206H28V208ZM160 207H162V208H160ZM225 207H226V209H225ZM33 208L36 209L35 207H33ZM251 208H253V209H251ZM9 209H6L5 211H7ZM227 210L230 211L229 212L230 214L227 212ZM245 211H246L247 216L244 215ZM223 212H221V213H223ZM238 212L239 213L241 212L240 214H243V215L241 216L240 214H238ZM29 213H31V212L28 211L27 214H29ZM253 213H255V214H253ZM234 214H236V215H234ZM256 214H257V216H256ZM3 215L0 214V216H3ZM23 216H25V215H23ZM23 216H22V218H24ZM233 216H231V217L233 218ZM3 217H1L0 220L1 219L4 220L5 217H4V219H3ZM231 217L228 219H230L229 221L231 223H234L233 220L235 218L232 220ZM253 217L255 220L252 221ZM24 219L28 220V217L24 218ZM236 220H237V218H236ZM236 220H235V222H238V220L237 221ZM250 221H252V222L250 223ZM4 222H5V220H4ZM173 222L178 223V224H174ZM245 222H244V225L247 224ZM0 223L3 226V221H0ZM25 223H27V222L25 221ZM181 223H183V224L181 225ZM23 224H24V222H23ZM23 224H22L23 228L22 229L18 228V229H19V231H20V229H21V231L23 230L22 232H25L24 234L27 235L29 233V232H27L28 228H30V227H29V225L27 226V225H23ZM168 224H167V226H168ZM260 224L262 226L261 222L259 223V226H260ZM4 225H6V224H4ZM183 225L186 228L185 227L183 228L182 227ZM2 226H0V227H2ZM142 226H140V227H142ZM5 227L6 226H4V229H5ZM19 227H21V226H19ZM140 227L138 225L139 230L141 231V229H142V231L141 232L139 231V232L143 238L142 239L140 236V240H139L140 243L142 242V240H144V238H146V240H144L142 243V247H141L140 243H139L140 246L138 244L139 249L141 247V249L143 250L144 249L143 247H145L147 245V236L151 235V234L149 232V233H147V235H145L146 231H144V229L140 228ZM258 228H260V227H258ZM2 229L3 228H0L1 232H3V230H4V229L3 230ZM164 229H165V227H163V231L165 232ZM5 230L7 231V228ZM194 230H195V232H193ZM8 231H10V229ZM173 231H175V232H173ZM143 232H145V234ZM3 233H5V232H3ZM3 233H1V234L4 235ZM227 233H229V235ZM5 234L8 235L7 232ZM178 234H176V235H178ZM212 234H213V236H212ZM2 235H0V236H2ZM28 235H30V233ZM163 235L166 236L165 234H163ZM197 235H198V237H197ZM204 235L207 238L204 237ZM9 236L10 235H8V237ZM144 236H146V237H144ZM194 236H196V237H194ZM6 237L4 239H6L7 241H9L10 239L12 240V238H13L12 236H11L12 238H10V239L8 237L7 238ZM164 238L165 237H163V239ZM184 238L186 240L187 239L188 240L186 241V240H184ZM242 238L245 239L244 237H242ZM247 240H248V238H247ZM7 241H5L6 244H5V242L2 244L1 243L2 240L0 238V243L2 244V245L1 244L0 245L2 246V248L4 246H7L6 250L8 251L9 249H11L8 244L11 245V243L7 244ZM12 241H14V240H12ZM245 241H246V239H245ZM144 242H145V244H144ZM249 242H247L244 245V247L246 245H248ZM14 243L15 242H13L11 245L12 249H13V247L16 248L15 250L18 249L20 251H22L24 249V247L20 248L21 245H18V244L16 245V243H15L16 246L13 245ZM198 243H202V244H198ZM179 244L177 246H179ZM189 245L190 246L191 245L199 246L200 247L199 249H201L205 252L208 251L207 247H210V248L213 247L211 249H214L213 254L216 255L217 257L213 255L215 257V258H213V256L211 257L213 261L212 260L211 261L206 260V262H204L202 260V258L205 257L204 255H206V254L202 255L203 254L202 253L201 254L202 258L200 257L201 260L199 259V261H198L199 256L194 255L195 252L197 253V251H196L197 249L194 248L195 246H193V248L189 249L188 248V247H190ZM201 245H202V247H201ZM22 246H24V245H22ZM179 248L180 247H177V249H174L175 251L177 250L176 252H174V250H173L172 254L175 253L174 254L175 257L174 256L171 257L170 255H172V254L168 255L170 257H166V258H169V259H167L168 261L171 258V260L173 261V263L171 261V264H175V262H176L175 260L177 259L176 253L179 252L181 249V248L180 249ZM182 249H181V251H183ZM215 249H216V251H215ZM6 250L4 247V251H6ZM201 250H199V251H201ZM191 251L193 252V254ZM203 251H201V252H203ZM180 252H179V254L181 255ZM184 252H185V250H184ZM189 252L192 254L191 256L188 255ZM237 254H239V256H238L239 258H237V256H236ZM189 257L193 260L190 259L191 260L190 261L188 259ZM101 258H103V257L100 256L99 258H97L99 260H97V259H94V260L91 259V260L95 264H105V262H106V264H116L113 261L114 259L111 260V258H113L111 256H105L104 261L100 263ZM183 258L182 259L178 258L177 261L179 259H181V261H182ZM244 258H246L248 260L245 261L246 259H244ZM0 260H1V257H0ZM102 260L103 259H101V261ZM215 261H217L218 263H215ZM72 262H74V261L72 260ZM72 262H69V263H72ZM77 263L80 264L79 262H77ZM94 263H90V264H94ZM176 263H179V261ZM181 263L184 264V261H182ZM190 263H188V264H190Z\"/></svg>",
	"mask_w": 264,
	"mask_h": 264
}]
</instances>
